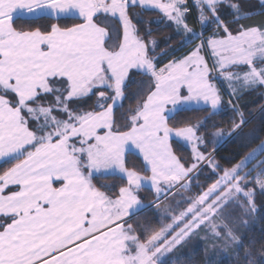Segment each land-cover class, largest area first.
Returning <instances> with one entry per match:
<instances>
[{
    "label": "snow or ice",
    "instance_id": "snow-or-ice-1",
    "mask_svg": "<svg viewBox=\"0 0 264 264\" xmlns=\"http://www.w3.org/2000/svg\"><path fill=\"white\" fill-rule=\"evenodd\" d=\"M245 7L0 0V264H183L173 256L194 239L232 264H264V235L245 243L240 231L261 211L264 139L223 158L228 167L208 151L217 138L240 134L248 121L239 102L264 89V23L241 24L250 17ZM148 9L187 47L182 56L161 64L151 28L138 26ZM193 15L204 31L190 27ZM218 82L228 88L226 103ZM130 83L138 85L136 105L117 119ZM201 105L204 120L177 119ZM224 108L234 114L231 131L213 124L208 132ZM173 137L190 146L187 157ZM130 154L142 158L140 169L128 166ZM108 177L120 184L98 183ZM204 252L205 264H222Z\"/></svg>",
    "mask_w": 264,
    "mask_h": 264
},
{
    "label": "trees",
    "instance_id": "trees-1",
    "mask_svg": "<svg viewBox=\"0 0 264 264\" xmlns=\"http://www.w3.org/2000/svg\"><path fill=\"white\" fill-rule=\"evenodd\" d=\"M248 1L245 0V2ZM251 7L249 4L244 8V11L250 13V17L249 19L241 20L240 23L257 25L264 23V14H262L264 10L259 8V11L254 12ZM225 16L227 17L228 21L232 20V17L228 15V13H225ZM159 20L160 15L158 12L152 10H145L142 16L140 17L138 26L142 28H151V38L156 40L158 44L156 48V55L161 61V64H163L167 63L170 59L182 56L184 52L187 51V47H181L180 38L175 35L173 28L168 26L167 21L159 23L157 22ZM17 21L19 22V18H17ZM66 22L71 24L73 22L78 23L80 21L72 20L69 18ZM188 22L190 27L196 29V22L193 17H191ZM233 27H238V25H233ZM141 34H143V32ZM208 34H210V32H206L205 35ZM135 79L139 81L141 77L137 76ZM137 88L138 85L136 83L129 84L126 93L129 98L123 101V108H120L119 111L116 112L117 119L120 118L121 113L127 112L128 108L135 107L136 98L133 96V94L137 91ZM261 91H264V89L258 90L256 92L246 93L244 99L239 102V105L241 106L242 111L244 112L245 118L248 121V123L242 128L240 134L234 135L230 140L228 139L231 136H225L223 137V141L221 140L218 143L213 142L208 145V151H212L214 148L218 150L216 159L225 167H228L230 165L227 163V159L223 158L230 159L235 156L238 151L241 153L242 157L244 154L250 151L252 147H256L260 140L252 139V137H259L260 139H264V113H261L260 111V108L264 107V96L260 95ZM208 115L209 113L205 110V108H193L180 113L177 119H187L192 124H197L201 120H204V118ZM233 117L234 114L232 113L231 109L224 108L218 115L212 116L211 119L207 121L206 129L208 132L215 131L216 129L212 128V125L216 124L219 128L223 129L225 133H228L231 131L232 128ZM236 119L238 121V117ZM245 138L251 141L250 147L246 149H241L239 145L241 141ZM172 142L173 148L177 150V153L179 155H183L185 157L189 155L190 149L187 146L178 141ZM178 145L180 147H177ZM241 157H237V160ZM127 159L129 167H132L133 165H135L137 169H140L142 167L143 162L141 158H138L136 155L130 154ZM253 163H255V161H253ZM3 167H6V165L0 164V171H2ZM98 183L119 185L120 180L118 177H108L99 180ZM141 195L147 197V199L144 201L145 204L150 203L152 196L148 190L143 191ZM185 195H188V193H185ZM256 202L258 206L261 207V211L254 218H247L249 222L246 227H240V231L245 235V243H247V241L251 238L259 240L261 236L264 235V233H262V229H264V196H260L259 194H257ZM164 203H168V201L165 200ZM150 218V213L142 214L139 217L141 221ZM205 247H208V255L211 256L213 259H215L216 255L218 254L220 260L222 261V264H232V261L228 255L224 254L222 250L218 249L214 254L213 250L209 247L208 242L203 241V239H194L186 248L176 253L173 256V259L179 258L183 261V264H205Z\"/></svg>",
    "mask_w": 264,
    "mask_h": 264
},
{
    "label": "rangeland",
    "instance_id": "rangeland-1",
    "mask_svg": "<svg viewBox=\"0 0 264 264\" xmlns=\"http://www.w3.org/2000/svg\"><path fill=\"white\" fill-rule=\"evenodd\" d=\"M248 1V0H247ZM245 4H246V6H248L249 4H250V7L253 9V11L254 12H257V11H259V7H258V5H259V0H249L248 2H245ZM230 11V10H229ZM226 14L228 13V12H225ZM215 27V25H213L212 26V28H209L207 31H205L204 32V35L206 34V32L208 33V32H210V34H211V32L212 31H210V30H212L213 28ZM197 32H201V31H204L201 27H200V25L199 24H197L196 23V29H195ZM210 34H208V35H210ZM208 35H205V37H207ZM218 83H220V86H221V89H222V92H223V98H224V100H225V102H227V100L229 99V96H228V88H227V86H226V84H224L223 82H218ZM199 108H205V106H203V105H201ZM223 141V137H221V138H217L214 142L215 143H218V142H220V141ZM189 148H190V146L189 145H187ZM252 218H254V217H252ZM201 235H203V234H201ZM202 240V239H201ZM204 241V240H203ZM210 247V246H209ZM211 248V247H210ZM219 250V249H218Z\"/></svg>",
    "mask_w": 264,
    "mask_h": 264
},
{
    "label": "crops",
    "instance_id": "crops-1",
    "mask_svg": "<svg viewBox=\"0 0 264 264\" xmlns=\"http://www.w3.org/2000/svg\"><path fill=\"white\" fill-rule=\"evenodd\" d=\"M148 10H152V9H148ZM152 11H155V10H152ZM172 141H178V142H181V143H183L184 144V142L183 141H181V140H177V138H175V137H173L172 138ZM185 146H187L186 144H184ZM188 147V146H187ZM189 148V147H188ZM190 149V148H189ZM141 160H142V158H141Z\"/></svg>",
    "mask_w": 264,
    "mask_h": 264
},
{
    "label": "built area",
    "instance_id": "built-area-1",
    "mask_svg": "<svg viewBox=\"0 0 264 264\" xmlns=\"http://www.w3.org/2000/svg\"><path fill=\"white\" fill-rule=\"evenodd\" d=\"M191 2H192V0H189V4H191ZM192 17H193V18H194V20H195V16L193 15Z\"/></svg>",
    "mask_w": 264,
    "mask_h": 264
},
{
    "label": "water",
    "instance_id": "water-1",
    "mask_svg": "<svg viewBox=\"0 0 264 264\" xmlns=\"http://www.w3.org/2000/svg\"><path fill=\"white\" fill-rule=\"evenodd\" d=\"M233 136H234V135H232L228 140H230ZM228 140H227V141H228ZM219 149H220V148H219ZM217 151H218V150H217Z\"/></svg>",
    "mask_w": 264,
    "mask_h": 264
}]
</instances>
